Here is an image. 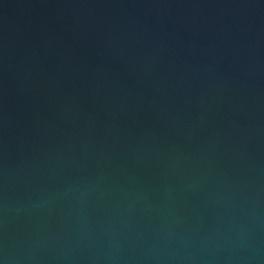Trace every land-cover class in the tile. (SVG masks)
I'll return each mask as SVG.
<instances>
[{"label":"water","instance_id":"obj_1","mask_svg":"<svg viewBox=\"0 0 264 264\" xmlns=\"http://www.w3.org/2000/svg\"><path fill=\"white\" fill-rule=\"evenodd\" d=\"M0 264H264V0H0Z\"/></svg>","mask_w":264,"mask_h":264}]
</instances>
